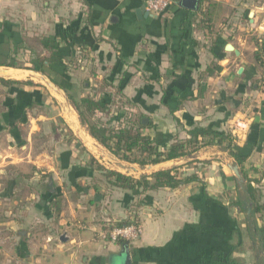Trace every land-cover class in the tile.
<instances>
[{
    "label": "crops",
    "instance_id": "0c3cea01",
    "mask_svg": "<svg viewBox=\"0 0 264 264\" xmlns=\"http://www.w3.org/2000/svg\"><path fill=\"white\" fill-rule=\"evenodd\" d=\"M144 1L0 0V74L24 75L0 76V264H264V0H201L195 12L173 0L159 18ZM34 66L60 101L32 82ZM62 94L95 96L104 112L92 120L109 128L141 122L159 149L195 127L235 130L242 167L209 146L179 165L200 183L112 188L87 165L90 149L106 152ZM235 166L263 207L250 224L231 205ZM135 216L127 247L98 239Z\"/></svg>",
    "mask_w": 264,
    "mask_h": 264
},
{
    "label": "trees",
    "instance_id": "16d2710c",
    "mask_svg": "<svg viewBox=\"0 0 264 264\" xmlns=\"http://www.w3.org/2000/svg\"><path fill=\"white\" fill-rule=\"evenodd\" d=\"M38 63L42 64V60L39 59ZM33 71L45 74V71L37 66L33 67ZM0 82L6 83L2 79H0ZM8 83L14 85L20 84L18 81H8ZM26 85L33 86L30 81L26 82ZM68 98L78 113L81 123L86 126L89 136L121 162L134 164L141 168L157 166L170 160L192 156L205 147L218 146L226 150L229 156L242 167L244 158L239 156V148L231 134H219L207 128L195 127L187 132V139L175 140L167 148L159 149V146L150 137L141 134L140 129L145 127L141 122L134 124L132 121H129V124H124L117 128H109L103 124L93 122L92 118L95 115L104 112V107L100 105L95 96L89 94L79 100H75L71 96H68ZM195 163L199 162L191 160L187 163V166ZM203 164L206 163L203 162ZM87 165L92 170L100 173L108 186L140 194L162 189L175 190L183 185L201 182L196 173L190 176H183L181 167L159 170L149 175L143 174L135 178L106 169L92 156L88 159ZM241 174L243 185L238 192L236 200L231 205L236 206L242 211H250V214L247 216V221L250 224V221L263 210V207L257 202L256 188L252 186L250 180L246 179L244 173ZM203 195L208 198L204 190ZM127 223L118 224V226H124ZM117 244L122 247H127L128 245L122 240H119Z\"/></svg>",
    "mask_w": 264,
    "mask_h": 264
},
{
    "label": "built area",
    "instance_id": "2783aa9c",
    "mask_svg": "<svg viewBox=\"0 0 264 264\" xmlns=\"http://www.w3.org/2000/svg\"><path fill=\"white\" fill-rule=\"evenodd\" d=\"M173 0H145L144 9L153 17L165 16L169 7L172 5ZM264 64V54L262 56ZM236 131L231 130V136L234 142L237 143V137L234 134ZM141 235V224L138 222H128L124 226L105 227L98 234L97 237L103 242L117 243L119 240L130 244L135 242Z\"/></svg>",
    "mask_w": 264,
    "mask_h": 264
},
{
    "label": "water",
    "instance_id": "95a60500",
    "mask_svg": "<svg viewBox=\"0 0 264 264\" xmlns=\"http://www.w3.org/2000/svg\"><path fill=\"white\" fill-rule=\"evenodd\" d=\"M174 1H176V2L178 3L179 6L185 8V9H187V10L194 11V12L197 11V9H198V7H199V4H200V2H201V0H174ZM263 44H264V34H263ZM224 50H226V51H228V52H232V53H234L235 55H238V54H239V53L233 48V46L230 45V44L225 45ZM39 78H40L43 82H45V84H46L49 88H53V86L51 85V83H50V82L44 77L43 74H40V75H39ZM106 153H107V155L109 156V159H110V160H114V161H116L117 164H118L117 166H118L119 168H121L122 170L138 171V170L143 169V170H145V171H150V170H153V169H154V168H153L154 166H147V167L141 168V167H138V166H137V167H134L133 165H131V164H127V163L123 164L124 162H121V161H119L118 159H116L111 153H109V152H107V151H106ZM179 159H180V160H179ZM179 159H178L177 162H174L173 160L168 161L169 163H171V166H172L171 168H173V167H180L179 165L185 163L187 160H188V161H189V160H194V159H195V156L192 155V156L186 157V160H183V159H181V158H179ZM183 165H184V164H183ZM230 169H231V171L233 172V174H234V176H235V182H236V184L241 188V186L243 185V180H242V178H241V175H240L239 172H238V168H237V166H235V167H231ZM159 170H164V169H162V168H158L156 171H159ZM124 264H132L129 255L126 256Z\"/></svg>",
    "mask_w": 264,
    "mask_h": 264
},
{
    "label": "rangeland",
    "instance_id": "374dc122",
    "mask_svg": "<svg viewBox=\"0 0 264 264\" xmlns=\"http://www.w3.org/2000/svg\"><path fill=\"white\" fill-rule=\"evenodd\" d=\"M33 76H32V82H34V83H37V84H41L40 86H43L44 87V89L46 88V91L48 90V94H49V96H51L50 94L52 93L54 96L56 95L50 88H48V86L45 84V82H43L42 80H40L39 78H38V74H36V75H34V74H32ZM0 76H2L3 78L4 77H12V79H15V80H24V75L23 74H19L18 75V77H16V75H12V74H0ZM51 92V93H50ZM63 96V98L66 100V102H68V98L66 97V95H64V94H62ZM56 98H57V100H59L60 101V99H59V97L56 95L55 96ZM59 111H61V108H59ZM61 129H63V130H65V127L64 126H61ZM64 132V131H63ZM67 134V133H66ZM35 145L37 146V148L38 147H40V146H43L44 145V143H45V137H41V138H37V139H35ZM99 148H101L100 149V151L101 150H103L104 152H106L107 150L104 148V147H102L101 145L99 146ZM50 149V147H48V145H46V150H48V152L50 153V154H52L51 152L53 151V149L50 151L49 150ZM102 152V151H101ZM108 152V151H107ZM90 153L92 154V156L99 162V164H101L102 166H104L106 169H109V170H114V171H117V172H120V173H123V174H126V175H130V176H136L135 178H137V177H139L140 175H143V174H145V175H149L148 174V172L147 171H145V170H143V169H141V170H138V171H128V170H122L121 168H119V167H116V166H114L107 158H109V156L107 155V153H104V156L103 155H101V153H95V152H93L91 149H90ZM86 154H88V153H86ZM112 161V160H111ZM114 164H115V162L114 161H112ZM131 165H134V164H131ZM137 166V165H136ZM147 167V166H146ZM144 168V167H143ZM151 174V173H150ZM138 219V217L137 216H135V217H133L132 219H129L128 221L129 222H138L139 224H140V222L137 220Z\"/></svg>",
    "mask_w": 264,
    "mask_h": 264
}]
</instances>
